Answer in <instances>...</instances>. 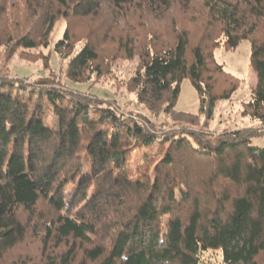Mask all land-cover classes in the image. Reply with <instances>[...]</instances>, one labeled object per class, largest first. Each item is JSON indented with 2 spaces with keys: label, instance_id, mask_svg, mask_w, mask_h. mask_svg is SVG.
Wrapping results in <instances>:
<instances>
[{
  "label": "trees",
  "instance_id": "16d2710c",
  "mask_svg": "<svg viewBox=\"0 0 264 264\" xmlns=\"http://www.w3.org/2000/svg\"><path fill=\"white\" fill-rule=\"evenodd\" d=\"M61 19L55 51L70 57V80L138 55V103L198 121L176 110L189 78L206 126L238 88L216 49L250 40L245 114L264 124V0H0V264H200L209 249L224 264H264V148L250 145L261 131H161L96 94L10 74L5 64L48 47ZM156 145L167 147L134 174V154Z\"/></svg>",
  "mask_w": 264,
  "mask_h": 264
},
{
  "label": "rangeland",
  "instance_id": "374dc122",
  "mask_svg": "<svg viewBox=\"0 0 264 264\" xmlns=\"http://www.w3.org/2000/svg\"><path fill=\"white\" fill-rule=\"evenodd\" d=\"M66 25L67 23L63 19L57 22L51 36V44L48 47L36 49L24 56L17 54L12 61H8L5 65H8L9 73L26 76L32 81L47 79L53 85L63 87L66 90L96 94V96L111 101L127 114H146L161 131L182 130V127H186L192 131H204L219 135L224 131L253 127L259 129L261 134L254 136L250 141V145L264 148V124L245 114V104L251 100L253 89L257 84V75L251 66L250 40L243 39L235 48H229L222 44L216 49L215 58L223 66L225 76L229 77L228 86L236 81L238 88L229 99L217 101L213 117L206 126L205 115L200 112L199 93L189 78L184 79L181 84L176 110L196 115L198 121L193 118L189 119V117L175 121L173 117L165 112L155 115L148 111L144 105L138 103L136 93L128 87L131 78L142 66L141 58L138 55L133 58H127L125 55H119L114 59L110 58L109 62H104L100 75L94 73L83 82L70 80L66 75L70 57L63 58L55 51V44L63 37ZM85 26L84 21H80L78 24L79 33L76 36V50L84 43L82 37ZM1 63H3L2 52L0 53ZM226 77L224 78L226 79ZM224 78L220 77L218 80V90L225 88ZM136 118L142 122L140 118ZM188 121H193L197 125ZM166 147L156 145L146 153L134 154V159L131 162L134 174L136 172L139 174L144 170L142 167L145 168L149 165L147 159H158ZM69 191L70 188H68L67 193ZM28 244L29 242L25 243L27 250L36 249L34 244H32L34 249ZM200 264H224L222 252L219 249L204 251Z\"/></svg>",
  "mask_w": 264,
  "mask_h": 264
}]
</instances>
